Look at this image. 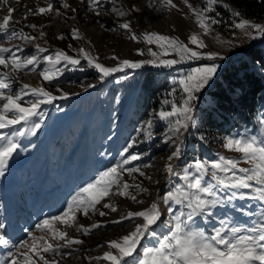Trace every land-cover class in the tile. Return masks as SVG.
<instances>
[{
	"label": "rangeland",
	"instance_id": "374dc122",
	"mask_svg": "<svg viewBox=\"0 0 264 264\" xmlns=\"http://www.w3.org/2000/svg\"><path fill=\"white\" fill-rule=\"evenodd\" d=\"M256 1L264 2V0ZM48 3L53 5L50 14H28L30 10L34 12L37 7H46ZM63 3H67L69 8H63ZM172 3L176 7L167 6L165 0H100L96 5L99 15L89 9L88 0L83 2L81 0H9L8 5L0 4V19L7 14L8 7L15 9L9 32L0 31V47L16 51L21 58L30 55L38 57L35 71L26 69L12 72L11 68L0 67V74H7L11 85L10 89L4 90V94H16L22 90L23 85L27 84L30 88L43 87L56 99L50 104L41 105L37 115L27 124H18L0 130V135L11 137L18 144L16 152L9 159L5 175L0 177V224L3 225L0 228V235L8 241V246L5 244L6 248L0 245L6 252H0V264H10L11 256L17 255V246L24 241H30V234L36 237L45 235L36 225L44 219L58 215L66 207L67 202L80 189L94 182L101 172L115 166L129 155H139L140 159L126 165L125 169L136 167L144 175L141 176L139 172L129 175L124 171L121 181L129 185L138 184L145 189L146 191L140 194H137L135 189L131 190L133 195H137V200L143 203L138 204L129 198L110 195L97 205L96 212L90 211L87 216L77 214L72 227L56 225L59 230L66 231L69 238L81 240V244L62 247L60 245H63V241H51L58 246V251L44 254L47 260L55 261L56 264H107L106 261L95 258L102 256L106 251H112L107 246L108 242L127 235L137 223L143 222L141 219L125 220L119 224L111 221L118 220L128 211L135 212L148 208L154 202L157 191L161 189L156 203L160 210L163 208L165 221L161 230L154 231V236H145L140 251L129 259V264H133V260L139 259L145 248L156 246L159 239L170 234L174 216L182 210L186 211L181 205L165 199L169 192H175L177 188L183 186L184 182L180 179L183 172L187 169L194 174L196 162L209 164L218 161L221 156L239 160L240 154L224 147L225 138H247L253 135L260 137L264 132V125L261 124L264 120V96L254 122L245 123L218 135L203 136L195 131L198 123L195 112L201 105L202 95L206 89L214 87L215 79L220 76L221 69L228 66L233 58L238 55L246 56L247 53L242 52L259 43L264 37V34L253 31L251 27L237 28L235 25L240 21H248L249 24L264 26V16L258 18L247 15L235 6L232 0H216L211 11L205 12V16L209 18V31L205 35L197 25L193 9L203 11L208 7L207 0H187V4L185 0H172ZM187 5H191V8ZM73 8L76 9L75 12L71 11ZM133 8L138 11H132ZM114 9L123 10L128 14L119 17ZM236 12L240 15H234ZM219 13L225 15L223 18L228 19L220 21L217 18ZM211 20L217 23L211 24ZM124 22L130 23V31L119 27ZM76 24L92 31L93 36L99 35L93 40V45L87 52L84 49L83 34L78 31L79 38L73 39ZM30 25H35V29ZM13 29L35 39L24 41L12 37L10 32ZM41 33H43L42 37ZM146 33H158L179 40L205 55L216 54L217 58L185 60L172 68L152 67L144 62L154 59L157 61L179 59V57L171 51L167 56H159L162 49L156 44L146 43L143 39ZM132 35H135L137 40L134 41ZM192 35L203 41L205 47L198 49L190 44L189 38ZM38 46L47 51L38 52ZM80 49H84L88 56L105 67H117L123 60L142 63L143 66L115 72L107 77L103 85L95 87V83L106 77L102 78L94 67L89 66L87 60L80 54ZM149 49L156 52L157 57L151 56ZM58 51L79 59L80 64L72 66L62 61L56 65V68L62 70L57 78L45 82L39 73L51 66L44 62L43 57H55ZM138 52L142 55H138ZM213 64L217 66L216 73L196 94L197 98L193 102L194 124H190L187 131L181 129L180 133L168 139L171 135L170 125L167 121H161L158 113L162 110H171V103L179 106L182 102L183 92L178 84L179 79L193 68ZM146 73L160 77L159 83L154 80V83H158V87L152 89V95L147 94L149 77ZM34 99L35 97L27 95L23 97L21 103L26 105ZM165 100L170 103L165 104ZM2 104L3 101H0V106ZM172 120L174 123L175 118ZM149 122L152 123L151 128H148ZM35 123H40L41 127L36 130L35 135H32L31 129ZM14 132L24 134L13 136ZM2 143L6 141H0V144ZM129 144L132 147L122 155L123 149ZM177 145L181 148L180 157L169 161ZM175 162H178L174 168L177 175L167 179L165 165L168 163L174 165ZM239 166L249 167L242 162ZM210 180V174L205 176V181ZM255 187L256 185L253 184V189ZM253 189L238 190L247 198L235 199L229 204L213 209L214 215L195 217L192 227L204 231L206 235H211L213 227H219L221 220L243 228L255 224L261 219L264 205L251 198L256 195ZM11 197L16 198L18 211L13 199L7 202ZM221 197L227 199L223 192ZM5 202L6 207H3ZM105 202L115 205L118 210L112 212L103 208L102 204ZM13 211L16 212L9 214ZM100 211H104L106 215L101 217ZM97 223L103 226L87 235L78 229L80 225L90 228ZM4 227L8 232L4 231ZM18 258L22 259L20 256Z\"/></svg>",
	"mask_w": 264,
	"mask_h": 264
},
{
	"label": "snow or ice",
	"instance_id": "6c2138e0",
	"mask_svg": "<svg viewBox=\"0 0 264 264\" xmlns=\"http://www.w3.org/2000/svg\"><path fill=\"white\" fill-rule=\"evenodd\" d=\"M99 2L100 0H88L89 9L95 12L96 15L100 14L96 8ZM165 3L169 7H176L172 0H165ZM185 3L187 4V0H185ZM215 3L216 0H207L208 7L203 11L193 9L197 25L205 35L209 31V18L205 16V12L211 11V7ZM0 4L8 5L9 0H0ZM187 6L191 8V5ZM62 7L68 9L69 5L63 3ZM14 11L15 9L12 7L7 8V14L0 19V31L9 32ZM52 11L53 5L48 3L46 7H37L34 12L30 10L28 14L46 15ZM71 11L75 12L76 9L73 8ZM113 11H116L119 17H124L128 14L123 10L114 9ZM132 11H138V9L133 8ZM234 15L239 16L240 13L236 12ZM215 23L217 21L211 20V24ZM235 26L237 28L251 27L253 31L264 34V26L249 24L248 21H240ZM30 27L35 29V25H30ZM119 27L126 31L131 30L129 22L121 23ZM10 35L24 41L35 39V37L28 36L22 31L17 32L15 29L10 32ZM42 36L43 33H41ZM77 38H79L78 30H73V39ZM131 38L134 41L137 40L135 35H132ZM58 39H62V37H58ZM143 39L146 43L156 44L162 49L159 56H167L171 51L179 57V59H161L158 61L154 59L144 62L152 67L172 68L175 64L185 60L202 58L214 60L217 58L216 54L209 53L205 55L200 51L189 48L179 40L158 33H146ZM189 43L198 49L205 47L203 41L196 35H192L189 38ZM37 51L43 53L47 50L38 46ZM6 53L8 54L7 56L5 55ZM80 54L84 56L89 66L94 67L101 74L102 78L108 77L115 72L123 71L125 68L138 69L143 66L142 63L123 60L117 67H105L88 56L84 49H80ZM137 54L142 55L140 52ZM149 54L153 57L158 55L151 49H149ZM113 59L117 58L113 57ZM43 60L51 66L39 73L45 82H51L57 78L58 73L62 70L56 68V65H59L62 61L72 66L80 64L79 59L69 57L62 51L56 52L55 57L45 56ZM37 64L38 57L36 55L21 58L16 51L0 47V67L4 69L11 68L12 72L26 69L35 71ZM216 71L217 66L215 64L197 67L191 69L190 72L179 79L178 84L183 92L182 102L179 106L176 103H171V110H162L158 113L159 119L167 121L170 125L169 131L171 135H169L168 139H172L173 135L180 133L181 129L187 131L190 124H194L192 111L193 102L197 98L196 94L208 84ZM173 83H177V81H173ZM10 86L8 75L0 74V101H3L2 106H0V130L8 129L18 124H27L33 116L37 115L41 105L50 104L55 99L43 87L30 88L27 84L23 85L22 90L16 94H4V90L10 89ZM89 87H93V85H89ZM173 92H175V89H173ZM169 94L171 95L172 93ZM27 95L35 97V99L26 105L22 104L23 97ZM164 103L169 104L170 101L165 100ZM172 118H175L174 123ZM261 124L264 125V120L261 121ZM40 127V123L32 125L31 134L35 135L36 130ZM151 127L152 123L149 122L148 128ZM23 134V132L12 133L13 136ZM225 139L224 147L229 151L240 154L241 159H226L221 156L218 161H213L209 164L196 162L194 164V174L186 169L180 176V179L184 182L183 186L177 188L175 192H169L165 197L166 200L174 201L176 204L181 205L186 211L182 210L175 215L169 230L170 234H166L159 239L156 246L145 248L141 257L133 260V264H264V212L261 213L259 221L247 228L230 225L228 221L221 220L219 227H213V234L206 235L204 231L196 230L192 227L195 223V217L214 215L213 209L229 204L235 199L247 198L244 193L238 190L253 189V184L256 185L253 189L256 195L251 198L260 201L264 205V132H262L260 137L253 135L247 138ZM0 141H6V143L0 144V177H3L8 167L9 159L16 152L18 144L11 137L3 135H0ZM131 147L132 145L129 144L123 149L121 154L127 153ZM180 154L181 148L180 145H177L175 151L169 157V161L179 159ZM139 159V155L127 156L115 166L101 172L94 182L80 189L58 215L44 219L36 225L37 229L45 233V235L36 237L30 234V241H24L17 246V255L11 256L10 264H56L55 261L47 260L44 255L58 251V246L51 241H63V245H60L62 247L82 243L79 239L69 238L67 232L59 230L56 225L72 227L77 219V214L87 216L90 211L96 212L97 205H100L110 195L129 198L138 204H142L143 201L137 200V195H133L131 190L135 189L137 194L146 190L142 189L138 184L129 185L121 181V175L124 171H127L129 175L137 172L141 176L144 175L136 167L125 169L126 165H130L133 161ZM241 162L249 165V167H240ZM164 171L169 177L177 175L171 163L165 165ZM209 174L211 175V180L205 181V176ZM149 179L151 178L149 177ZM222 192L227 196V199L221 197ZM102 206L112 212L118 210L115 205L107 202L103 203ZM244 214L248 215V213ZM99 215L103 217L106 213L100 211ZM160 216L158 204L153 202L144 210L128 211L126 215H122L118 220L111 221V223L119 224L125 220L141 219L143 222L137 223L132 231L120 239L109 241L107 246L112 251H106L102 256L95 259L104 260L107 264H129V259L133 258L142 239L146 235H155L153 226L160 220ZM102 226L99 223L93 224L90 228L80 225L78 229L82 230L84 235H87L92 230ZM2 227L3 225L0 224V228ZM7 243L8 241L5 237L0 235V245ZM18 256L22 257V259H19Z\"/></svg>",
	"mask_w": 264,
	"mask_h": 264
},
{
	"label": "trees",
	"instance_id": "16d2710c",
	"mask_svg": "<svg viewBox=\"0 0 264 264\" xmlns=\"http://www.w3.org/2000/svg\"><path fill=\"white\" fill-rule=\"evenodd\" d=\"M243 13L261 18L264 2L232 0ZM222 13L217 18L224 21ZM228 19V18H227ZM148 75L147 94L158 87L160 77ZM157 80L158 83H154ZM157 84V85H156ZM264 96V41L251 48L246 56L238 55L220 71L213 88H207L197 107L196 133L208 136L223 134L245 123L254 122Z\"/></svg>",
	"mask_w": 264,
	"mask_h": 264
},
{
	"label": "bare ground",
	"instance_id": "6f19581e",
	"mask_svg": "<svg viewBox=\"0 0 264 264\" xmlns=\"http://www.w3.org/2000/svg\"><path fill=\"white\" fill-rule=\"evenodd\" d=\"M75 29L76 30H78L81 34H83V36H84V39H85V41H84V49H85V51L87 52L88 50H89V48L93 45V40L95 39V38H98L99 37V35L98 34H94V36H93V32L92 31H90V30H88V29H85L82 25H80V24H76V26H75ZM93 36V37H92ZM91 38H92V41H91ZM107 77L104 79V80H102V81H99V82H97V83H95V87H99V86H101V85H103V83L105 82V81H107ZM53 101H56V99H53L52 100V102ZM159 196V195H158ZM158 196L157 195H155V199H154V202H157V198H158ZM153 203V202H152ZM159 208V207H158ZM159 211H160V213H161V216H160V220L157 222V224L156 225H154L153 226V229H154V231H159V230H161V228H162V224H163V222L165 221V219H164V210H163V208H161V210H160V208H159ZM206 227H208L207 225H206ZM145 238V237H144ZM143 242H144V240H143ZM142 242V243H143ZM141 243V244H142ZM2 247H5L6 248V246L5 245H2ZM1 248V247H0ZM2 249V248H1Z\"/></svg>",
	"mask_w": 264,
	"mask_h": 264
},
{
	"label": "water",
	"instance_id": "95a60500",
	"mask_svg": "<svg viewBox=\"0 0 264 264\" xmlns=\"http://www.w3.org/2000/svg\"><path fill=\"white\" fill-rule=\"evenodd\" d=\"M263 41H264V37H263V39H262L259 43H257V44H255V45H252V46L248 47V48H247L245 51H243L242 53H248V51H249L251 48H253V47L259 45V44L262 43ZM217 78H218V77H217ZM217 78L215 79V81L217 80ZM177 163H178V162H175V163H174V165H173L174 168H175V165H176ZM168 178H169V176L167 177V179H168ZM160 193H161V189H159V190L157 191L156 195L158 196V195H160ZM143 240H144V238L142 239L141 243L143 242ZM141 243H140V245H138L137 250H136V252L134 253L133 257L136 255L137 251H140V249H141Z\"/></svg>",
	"mask_w": 264,
	"mask_h": 264
}]
</instances>
